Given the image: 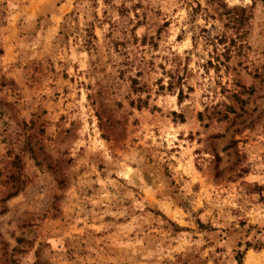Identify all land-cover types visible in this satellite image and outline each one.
Listing matches in <instances>:
<instances>
[{
  "label": "rangeland",
  "instance_id": "rangeland-1",
  "mask_svg": "<svg viewBox=\"0 0 264 264\" xmlns=\"http://www.w3.org/2000/svg\"><path fill=\"white\" fill-rule=\"evenodd\" d=\"M0 264H264V0H0Z\"/></svg>",
  "mask_w": 264,
  "mask_h": 264
}]
</instances>
